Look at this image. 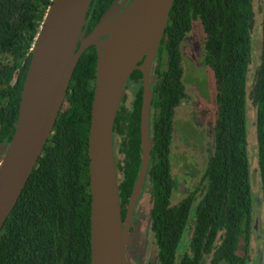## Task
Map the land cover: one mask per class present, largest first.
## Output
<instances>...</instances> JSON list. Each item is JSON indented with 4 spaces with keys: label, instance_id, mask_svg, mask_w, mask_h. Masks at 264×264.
Listing matches in <instances>:
<instances>
[{
    "label": "trees",
    "instance_id": "trees-1",
    "mask_svg": "<svg viewBox=\"0 0 264 264\" xmlns=\"http://www.w3.org/2000/svg\"><path fill=\"white\" fill-rule=\"evenodd\" d=\"M116 0H93L83 35L87 36ZM53 0H0V148L8 147L32 51ZM254 0H175L151 73L152 152L147 177L153 186L152 231L159 264H253L258 241L255 217H261L257 244L264 253V0L261 1L262 54L247 91L254 33ZM200 21L206 42L204 65L214 71L218 119L209 164L194 193L177 205L178 182L171 151L174 116L186 99L182 44ZM166 53V70L160 56ZM97 49L81 56L43 154L0 233V264H91L89 133L95 95ZM142 61L140 62V64ZM129 82L139 90L131 107L122 100L114 127V153L122 216L142 167L141 109L143 74ZM255 111L259 149L260 192L251 184L247 106ZM196 196V225L190 253L180 260L178 248L188 227ZM260 196L262 210L255 198ZM254 260V261H253ZM258 264V262H256Z\"/></svg>",
    "mask_w": 264,
    "mask_h": 264
},
{
    "label": "water",
    "instance_id": "water-1",
    "mask_svg": "<svg viewBox=\"0 0 264 264\" xmlns=\"http://www.w3.org/2000/svg\"><path fill=\"white\" fill-rule=\"evenodd\" d=\"M92 1L53 0L37 38L13 139L8 147L0 148V233L52 135L81 56L90 47H96L98 59L89 133L91 264H128L133 212L151 161L154 95L151 73L175 0H134L128 7L130 0L120 5V0H116L91 33L84 36ZM136 70L143 74L142 167L123 219L114 127L125 88ZM259 254L258 264H263L264 253Z\"/></svg>",
    "mask_w": 264,
    "mask_h": 264
},
{
    "label": "rangeland",
    "instance_id": "rangeland-1",
    "mask_svg": "<svg viewBox=\"0 0 264 264\" xmlns=\"http://www.w3.org/2000/svg\"><path fill=\"white\" fill-rule=\"evenodd\" d=\"M261 1L254 0L255 22L253 29H255L252 34V62L249 65L248 72V93L251 92L252 88L251 80L257 75L261 65L263 46L260 15ZM205 42L206 35L203 27L200 21H196L185 39V44H182L183 83L187 97L183 100V104L178 108L174 116L173 144L170 156L172 173L178 182V190L173 197L174 205L194 193L196 186L200 183L205 173L213 152L214 130L218 119L217 90L214 71L211 67L204 65L203 62ZM160 59L164 66L162 70H166V53L161 55ZM138 90V84L133 82L127 84L124 97H127L125 104L128 105V108L131 107L135 100ZM252 108L248 102L247 129L249 149L252 157L251 184L254 192H257L259 191L257 189L259 186V174L256 171L255 152L257 144L253 134V131H255L256 113ZM196 199L191 209L188 227L178 248V260L185 254L190 253V243L196 225L197 207L202 198L201 196H196ZM153 204V186L151 181L146 178L131 221L132 231L127 244L128 264H159V247L152 231ZM258 241L260 242L261 240ZM257 242L251 247L250 251L252 254L254 253L252 256L257 258L256 261L253 260V264L259 263V251H262V246H259ZM208 258L207 256L205 257L203 264H209Z\"/></svg>",
    "mask_w": 264,
    "mask_h": 264
},
{
    "label": "flooded vegetation",
    "instance_id": "flooded-vegetation-1",
    "mask_svg": "<svg viewBox=\"0 0 264 264\" xmlns=\"http://www.w3.org/2000/svg\"><path fill=\"white\" fill-rule=\"evenodd\" d=\"M134 0H130L128 3H127V5H126V7H128L132 2H133ZM124 2V0H120V2H119V5L120 4H122ZM156 60V59H155ZM144 62V60H142V63ZM141 63V64H142ZM140 64V63H139ZM154 65H155V62H154ZM154 65H153V67H154ZM153 70V69H152ZM128 83H129V81H128ZM127 83V84H128ZM255 127H256V124H255ZM254 129V128H253ZM253 134H254V138H255V143L257 144V147H256V171L258 172V174H259V159H258V157H259V149H258V137H257V134H256V129H255V131H253ZM249 151H250V149H249ZM251 154V153H250ZM253 154H254V152H253ZM253 159H254V156H253ZM252 168V167H251ZM261 179H260V174H259V186H258V190L259 191H257V193H259L260 192V188H261ZM254 191V190H253ZM255 200H256V202L258 203V205H259V207L261 208V212H263V210H262V202H261V200L262 199H260V196H257L256 198H255ZM261 215L258 213V215H256V217H255V223H254V229H255V232H256V234H257V239L258 240H261V236L259 235V232H260V226H261ZM256 226L258 227V229H259V231L257 232L256 231ZM131 231H132V228H131Z\"/></svg>",
    "mask_w": 264,
    "mask_h": 264
}]
</instances>
